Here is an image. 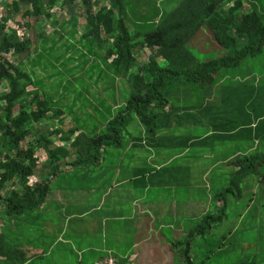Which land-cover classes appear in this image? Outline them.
<instances>
[{
	"label": "trees",
	"instance_id": "trees-1",
	"mask_svg": "<svg viewBox=\"0 0 264 264\" xmlns=\"http://www.w3.org/2000/svg\"><path fill=\"white\" fill-rule=\"evenodd\" d=\"M144 1L0 0V217L15 221L31 214L41 207L51 190L48 180L32 177L40 164L38 150H47L53 166L69 156V147H53L50 140L61 131L50 132L48 136L40 133L36 126L48 119H62L67 116L66 111L55 108L53 96L41 90L40 80L25 71L21 64L22 58L32 53L34 58L30 62L54 51L57 43L48 48L47 35L37 33L36 29L44 20L54 18L58 8L62 11L68 6L69 21L64 20L60 26L69 30L66 36L59 34V41L69 37L66 40L69 43L81 32L78 43L88 52L81 54V62L85 63L84 56H97L111 72L109 76L116 85L106 120L88 134L80 133L71 144L77 149L78 164H93L100 157L101 149L107 151L124 145L122 139L129 135L128 127L136 121L146 134L138 138L137 145L164 139L168 136L166 132L173 128L169 144L173 152L195 149L204 154L219 145L223 147V161L228 153L235 152L234 158L227 160L221 177L224 179L227 174L228 178L223 182L216 178L220 174L217 169L206 173L215 183L209 193L210 207L217 201L220 205L206 211L181 238L175 235L171 244L178 264H214L223 258L216 256L220 245L215 237L211 245V232L224 217H234L227 200L233 196L241 199L238 191L249 176L255 175V181L264 183V153H238L247 142L256 140L264 145V83L260 86L254 81L241 83L233 73H226L239 67L245 58L262 53L264 17L255 7L258 0H178L173 9L156 17L155 29L148 30V21L155 16L151 13H157V9L153 7L141 13L140 8H134ZM78 18L84 22H79ZM8 23L15 24L14 28L8 27ZM80 24L82 29H78ZM18 29L25 32L24 35H18ZM201 29L226 51L218 59L200 62L188 48ZM64 45V57L61 55L57 61L63 58L68 64L74 59L67 57V52L75 51L76 46ZM146 49L150 51L148 62H140L137 54ZM90 68V71L99 70V63ZM93 76L91 73L89 78ZM97 83L96 79L94 85ZM217 90L223 94L218 102L215 100ZM242 93H249L246 100ZM119 97L124 102L117 103ZM236 102L243 108L239 104L235 107ZM255 106L261 119L253 127ZM70 109L68 118L73 115L74 104ZM247 118L248 122L243 124ZM202 128L210 129L209 134L204 135ZM73 133L74 130L66 133L64 140H70ZM196 170L200 175L189 180L203 177L205 168ZM52 172L55 174L57 170ZM180 193L178 199L185 198V192L180 189ZM1 225L0 258L22 262V257L16 259V242L1 231ZM20 226L18 221V228ZM237 254L241 260L247 258L245 264L264 263L262 255L254 259L243 252Z\"/></svg>",
	"mask_w": 264,
	"mask_h": 264
},
{
	"label": "crops",
	"instance_id": "crops-1",
	"mask_svg": "<svg viewBox=\"0 0 264 264\" xmlns=\"http://www.w3.org/2000/svg\"><path fill=\"white\" fill-rule=\"evenodd\" d=\"M249 78L252 79L249 76L242 79ZM248 94L240 95L246 100ZM240 102H236L235 107L241 105ZM256 109L255 106L253 127L261 119ZM249 116H253L252 112ZM247 122L248 118L242 123ZM99 123L65 116L36 124L40 133L48 136L50 132L61 131L50 140L53 147H69V156L53 166L49 163L47 150L37 151L40 164L32 177L48 180L51 190L41 207L31 214L15 221L0 217L1 231L4 230L18 247L16 259L23 258L22 262L0 258V264H96L107 257L114 258L117 264H178L173 248H170L175 235L181 238L206 211L215 210L220 205L217 201L210 207L209 193L215 183L207 178L206 185L204 177L217 169L220 175L216 178L223 182L225 178L221 175L227 168V160L234 158L235 152L228 153L225 161L222 159V146L218 151L213 152V148L205 152L204 156L213 158L201 178L202 187L196 186L197 191L193 195L185 194V198L178 199L180 189L191 183L193 179L189 180V177L195 176L197 171L185 160L188 153L196 152L195 149L173 152L172 145H169L173 128L166 132L168 136L164 139L137 145L138 138L146 137V134L140 123L134 122L132 125L139 129L137 137L130 136L132 140L118 148L101 149L100 157L93 164H78L77 149L71 146L72 142L80 133L90 131L84 130V126ZM71 130H74L71 139L64 140ZM201 130L204 135L210 132L208 128ZM259 147L260 153H264V145H259L256 140L247 142L243 144V151L239 149L238 153L257 155ZM53 170L57 173L54 174ZM61 171L69 176L60 177L58 173ZM87 177L88 181H85ZM57 178L59 181L55 182ZM72 178L81 181L70 182ZM256 188L248 198L233 196L227 200L234 217H224L211 232V245L215 240L220 245L216 256L223 258L214 264H227L230 258L235 259L234 264H245L247 258L241 260L237 254L241 252L254 259L257 255L264 256V210L259 209L264 204V183L256 181ZM254 199H258L256 205L252 202ZM18 221L21 224L19 228ZM3 225L7 227L3 228ZM250 233L252 236L248 237Z\"/></svg>",
	"mask_w": 264,
	"mask_h": 264
},
{
	"label": "rangeland",
	"instance_id": "rangeland-1",
	"mask_svg": "<svg viewBox=\"0 0 264 264\" xmlns=\"http://www.w3.org/2000/svg\"><path fill=\"white\" fill-rule=\"evenodd\" d=\"M178 0H145L141 4L135 5L134 8H140L141 13L156 8L157 13H151V16L155 15L151 20L148 21L147 29L153 30L156 27L157 18L160 16V13L163 11H169L173 9ZM140 5V6H139ZM255 7L262 13L264 17V0H258L255 1ZM2 8L0 7V11ZM69 10L70 8L68 6L65 7L64 10H60L59 8L55 13V17L51 18L49 20H44L38 27H37V33H41L42 35H47L48 39L46 40V46L49 48L54 43L56 44L54 51H51L48 54H42L41 59L34 60L30 62L32 58H34V53L31 55H27L25 58H22L21 64L25 71L31 73L35 76L39 82V88L41 90H44L46 93H48L50 96H53L52 104H55V108L60 107L64 111H66V115H70L71 112V106L74 104V111H73V120L77 121H84V120H96L99 122H104V119L106 120L107 112L110 108L111 103L114 100V90L115 84L113 85V81L110 78V71L109 69L104 66L97 56L88 55V59L86 56L85 63L83 64L81 62L82 57L81 54L85 53L87 54V49L83 47L82 44H79V36L81 35V32H79L76 35L75 40H71L69 43H67V39L63 41H59V34H63L66 36V33L69 28L66 27L65 29L61 28V24H63L64 20L69 21ZM56 20V22H55ZM79 20V18H78ZM18 22V19H16ZM79 22H84L83 20H79ZM8 27H13L15 24L8 23ZM68 26V25H67ZM83 25H78V29H82ZM18 35L22 36L25 32H22V30L18 29ZM129 31L131 32V27H129ZM41 40L38 39L37 42L39 45L41 44ZM64 44H67L69 46L75 45L76 50L70 49L67 52V57H73L74 61H71V63H66L63 58H61L59 61H57L61 55L64 57V53L66 52V49L64 48ZM63 45V47H62ZM188 48L194 53V55L198 58L200 62H207L211 60H216L218 57L222 56L226 51L222 49L220 46H218L209 33L201 29L196 36L190 41ZM96 50L99 52V49L96 48ZM42 50L39 49V52ZM96 52V51H94ZM97 53V52H96ZM95 53V55H97ZM150 51L148 49L140 52L137 54V57L140 62H148V55ZM52 55H55L54 58H52ZM12 59V58H11ZM96 59V60H95ZM90 61V63H87V61ZM93 60L95 62H93ZM83 61V60H82ZM99 63L100 69H92L93 71H90L89 69L91 65ZM65 64L66 66H64ZM81 66H84V68H81ZM91 73L94 74L93 78L90 79ZM227 74L233 73L235 75V78L240 82H251L255 81V83L258 84V86L262 85L264 83V45L262 48V53L254 58H245L239 67L234 68L233 70H229L226 72ZM99 76V77H98ZM244 76L252 77V79H242ZM78 78V79H77ZM97 79V84L94 85L95 80ZM249 81V82H248ZM119 85V84H117ZM264 89V87H263ZM64 93V94H63ZM118 96V95H117ZM77 98L78 100L75 102L74 98ZM223 97V94H221L218 90L215 95V100L218 102ZM56 100H60L56 102ZM75 102V103H74ZM124 102L123 100L117 98V103ZM262 104V103H261ZM69 107V108H68ZM137 120V119H135ZM139 122V121H136ZM94 126H84L83 129L86 130H92L95 128ZM138 127H135V125H132L128 128L129 135L125 136L124 139H122L124 144H127L132 139L129 138L130 136L137 137L139 134ZM87 131V130H86ZM88 134V132H87ZM171 139H173V133L171 136ZM121 141V142H122ZM220 147H215L212 151H218ZM172 150V149H171ZM260 151V147H259ZM40 152V151H39ZM42 153V152H41ZM40 153V154H41ZM211 157H206L203 154L190 152L185 157L186 163L188 162V165L194 166L197 169L199 167L201 168H207L211 164ZM179 162H184L183 160H179ZM77 174V172L75 173ZM200 175L199 171H196L195 175ZM58 175H61L60 177H67L69 174L66 172H59ZM73 175V174H72ZM192 175V174H191ZM220 174H217L216 176H219ZM80 176V175H79ZM193 176V175H192ZM225 178H228V175L226 174L224 176ZM255 175L247 177L243 182L241 183L240 190L238 191L241 193V196L243 199L248 198L250 196V192H254L257 190L256 188V181L254 180ZM204 180H206L207 185V175L204 177ZM59 178L55 180V182H58ZM70 182H80L81 179L75 180L74 178L69 180ZM85 181H88V177L85 179ZM201 179L198 178L195 181L192 180L190 184L187 186H183L182 191L185 192L187 196L193 195L197 191L196 186L200 185ZM202 187V186H201ZM253 204L256 205L258 202V199H254ZM158 204L162 205L161 202L158 201ZM260 210H264V204L259 206ZM264 214L262 215L263 218ZM252 233L248 234V237H251ZM184 243V241H183ZM184 246V244L182 245ZM171 248V246H170ZM230 261L227 264H234V258H230ZM249 264H254L250 262ZM258 264V263H255ZM264 264V263H262Z\"/></svg>",
	"mask_w": 264,
	"mask_h": 264
},
{
	"label": "built area",
	"instance_id": "built-area-1",
	"mask_svg": "<svg viewBox=\"0 0 264 264\" xmlns=\"http://www.w3.org/2000/svg\"><path fill=\"white\" fill-rule=\"evenodd\" d=\"M96 264H117V262L115 261L114 258L107 257V258L101 259Z\"/></svg>",
	"mask_w": 264,
	"mask_h": 264
}]
</instances>
